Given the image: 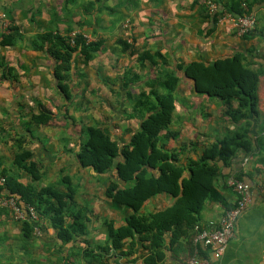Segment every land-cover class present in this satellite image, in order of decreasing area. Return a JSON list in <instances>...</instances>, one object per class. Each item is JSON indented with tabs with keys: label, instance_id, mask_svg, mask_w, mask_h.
<instances>
[{
	"label": "crops",
	"instance_id": "1",
	"mask_svg": "<svg viewBox=\"0 0 264 264\" xmlns=\"http://www.w3.org/2000/svg\"><path fill=\"white\" fill-rule=\"evenodd\" d=\"M207 2L0 0V12L5 14V18L0 19V36L10 25L18 26L25 36V40L16 45H0V57L14 67L19 77L15 83L0 80V126L11 121L20 134L28 136V147L47 172L41 184L46 185L47 181L58 183L59 177L68 174V167H71L69 174L73 182L80 180L83 183L78 188L76 201L89 212L90 240L103 243L107 234L103 220L111 219L115 221V226H121L125 224L130 210L113 204L105 194L110 178L116 177L114 171L99 175L79 167L75 151L80 143V124H74L68 117L83 116L87 123L105 128L114 140L127 143L129 131L139 128L143 116L134 109L135 98L142 91H149L146 80L156 76L164 66L163 63L154 66L150 61L139 66L137 50L160 51L168 65L181 77L174 92L176 109L169 128L179 135L170 139L167 147L180 149L182 144L187 143L186 151L180 154L182 162L188 158L196 159L206 144L244 123L240 121L236 125L223 117L221 100L195 93L193 83L177 66H186L192 61L213 62L241 52L246 54L248 66L254 69L264 67V0L252 2L251 13L256 16L257 23L246 36L237 33L235 24L228 17L212 22L205 12ZM226 13L230 12L224 10L222 16ZM212 27L214 30L209 32ZM47 31L82 33L88 40L103 41V49L88 64H82L80 55L77 57L71 83L75 103L68 107L66 117L63 110L65 99L57 89L54 77L53 58L45 51L28 47L29 38ZM121 41L130 43V48ZM131 72L138 77L123 87L127 78H132V75L127 76ZM102 77L109 82L105 83ZM258 98L261 111L257 119L252 120L251 133L254 137L264 134V75L260 79ZM39 103L55 117L49 125L32 127L30 138L22 123L26 121L27 114L39 111ZM12 133L15 135V130ZM2 136L0 129V160H8L3 166L9 167L16 146L14 140ZM257 153L247 155L240 152L232 165L222 168V175L228 184L242 173V181L251 187V203L240 216L225 253L212 264H264V164L259 149ZM24 178L27 181L23 175ZM224 194L232 207L237 199L234 188L225 189ZM173 201L166 194H159L144 203L143 211H156ZM257 209H260L261 215L255 218L252 213ZM225 211L220 203H206L202 225H217ZM49 231L53 233L51 228ZM192 253L191 244L182 241L173 251H168L166 260L161 264H187ZM118 260L120 264H143L141 260L135 263H127L123 258Z\"/></svg>",
	"mask_w": 264,
	"mask_h": 264
},
{
	"label": "trees",
	"instance_id": "2",
	"mask_svg": "<svg viewBox=\"0 0 264 264\" xmlns=\"http://www.w3.org/2000/svg\"><path fill=\"white\" fill-rule=\"evenodd\" d=\"M252 2L220 0L217 11L210 13L206 6L205 12L216 23L224 10L234 16L250 13ZM213 30L212 27L209 32ZM23 40L25 36L20 28L10 25L1 34L0 45H16ZM121 42L130 48V43ZM28 47L45 51L53 58L54 77L57 89L65 99L63 110L66 117L68 107L75 103L71 83L77 57L80 55L82 64H88L103 49V41L88 40L82 33L72 35L47 31L29 38ZM137 52L139 66L145 61L154 66L163 63L164 66L156 76L146 80L149 91L144 90L135 98L134 109L143 116L139 128L129 131L127 143L114 140L105 128L87 123L83 116L68 117L74 124L80 123V143L75 151L79 167L99 175L114 171L116 177L110 178L105 194L113 204L130 210L125 224L121 226H115L114 220L105 219L107 234L103 243L88 238L91 218L86 208L80 207L76 201L78 186L71 176H61L57 187L41 184L47 172L28 147V136L20 134L11 121L0 126L2 137L11 138L16 146L9 167L3 166L4 161L0 160V178L5 179L0 186V194L18 197L21 205H32L39 214L38 221L16 220L10 209L0 207V211L11 215L18 223L20 235L26 243L37 236L34 232L36 226L44 233L50 227L62 245L85 244L81 255L87 264H120L118 259L122 258L127 263L141 260L143 264H161L166 260L168 251H173L182 241L192 246L197 225L207 227L201 223L206 202L220 203L226 210L231 208L224 190L233 187L222 175L223 167L232 165L240 152L258 154V149L264 164V134L259 133L256 138L251 133L252 120H256L261 111L258 87L264 67L254 69L248 66L246 54L241 52L213 62L192 61L186 66H177L193 83L195 93L221 100L223 117L236 125L244 121L233 131L206 144L196 159L188 158L182 162L180 154L186 151L188 144H182L180 149L167 147V142L179 135L169 128L176 109L174 92L181 77L168 65L160 51ZM130 75L132 78H127L123 87L138 77L132 72L127 74ZM18 78L14 67L0 57V80L15 83ZM102 80L109 82L107 78L102 77ZM85 104H88L87 100ZM38 110L27 114L26 121L22 123L30 138L32 127L49 125L55 117L41 103ZM13 130L15 135L11 134ZM164 130L166 133L163 134ZM190 143L193 145V142ZM23 175L27 181L23 180ZM235 179L244 180L242 173L237 174ZM159 194L171 197L173 203L156 211H143L144 203ZM200 253L209 256L211 251L201 248ZM70 255L69 252L66 260Z\"/></svg>",
	"mask_w": 264,
	"mask_h": 264
},
{
	"label": "built area",
	"instance_id": "3",
	"mask_svg": "<svg viewBox=\"0 0 264 264\" xmlns=\"http://www.w3.org/2000/svg\"><path fill=\"white\" fill-rule=\"evenodd\" d=\"M207 6L209 12L213 13L219 9L220 0H208ZM225 17L232 19L236 26L237 33L240 36L251 33L255 29L257 23L256 16L251 12L239 16L226 13L221 18ZM3 18H5V14L0 12V19ZM71 43H73V40ZM4 181V177H1L0 186ZM229 184L234 188L237 194L234 206L225 211L217 225L210 224L207 227L200 225L196 226V233L192 239L193 253L187 264H212L213 260H218L223 256L228 247L229 241L234 236L240 216L251 203V187L249 183L237 179L231 180ZM0 207L10 209L16 220H39V214L36 208L30 204L21 205L16 196L0 194ZM34 232L37 236H40L43 233L39 226L35 227ZM201 248L210 249V255L205 256L201 254Z\"/></svg>",
	"mask_w": 264,
	"mask_h": 264
},
{
	"label": "rangeland",
	"instance_id": "4",
	"mask_svg": "<svg viewBox=\"0 0 264 264\" xmlns=\"http://www.w3.org/2000/svg\"><path fill=\"white\" fill-rule=\"evenodd\" d=\"M4 162L7 163L8 160L5 159ZM70 168L68 167V174ZM74 177L77 179L75 175ZM60 179L61 177H59V181ZM45 184L58 186V183L53 181H47ZM75 184L79 188L83 183L78 180L75 181ZM206 203L209 204V202ZM252 214L255 218L259 217L260 209L253 211ZM45 223L47 224V222ZM49 228L46 233L34 236L30 242L26 243L20 235L18 223L12 219L11 215L0 211V264H87L81 255L85 244L76 242L72 246L62 245L56 240L54 233H50ZM69 252L70 258L66 260Z\"/></svg>",
	"mask_w": 264,
	"mask_h": 264
}]
</instances>
